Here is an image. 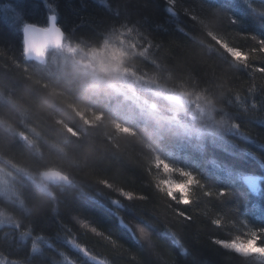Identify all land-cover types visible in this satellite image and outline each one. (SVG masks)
I'll return each mask as SVG.
<instances>
[{
    "label": "trees",
    "instance_id": "1",
    "mask_svg": "<svg viewBox=\"0 0 264 264\" xmlns=\"http://www.w3.org/2000/svg\"><path fill=\"white\" fill-rule=\"evenodd\" d=\"M48 3L65 30L63 49L79 54L73 66L77 57L86 60L114 44L124 69L165 93L208 104L214 119L233 131L196 134L141 117L106 86L73 75L72 66L62 65L61 49L47 50L43 63L26 61L22 23L0 15V165L17 171L14 196L0 197V211L13 224L0 227V258L60 264L63 253L77 264H192L196 256L201 264H258L212 239L249 240L264 230V73L257 70L264 67V1L174 0L175 17L164 11L163 0H107L111 11L100 0ZM25 15L47 26L43 0H25ZM242 53L250 57L246 66ZM165 163L172 168L168 176ZM49 170L67 182L42 189L20 175ZM182 170L204 182L193 189L189 207L154 187L159 180H181ZM251 174L262 178L256 193L240 179ZM204 185L213 192L228 188L229 196L209 198ZM122 188L147 199L124 200ZM39 235L52 247L31 251ZM70 240L87 247L82 252L90 259Z\"/></svg>",
    "mask_w": 264,
    "mask_h": 264
},
{
    "label": "rangeland",
    "instance_id": "2",
    "mask_svg": "<svg viewBox=\"0 0 264 264\" xmlns=\"http://www.w3.org/2000/svg\"><path fill=\"white\" fill-rule=\"evenodd\" d=\"M249 1V0H247ZM264 1V0H263ZM62 65L72 66L76 77L83 78L90 86H106L114 94H118L121 100L130 106L133 111L146 119L152 118L153 121L173 124L180 128L181 131H191L196 134L201 131L216 132L218 135H224L228 131L231 132V126L228 122L218 121L214 119L213 110L206 103L190 100L184 93H165L161 89L152 86L148 81L124 69L121 58L122 54L114 44L105 45L100 51L92 52L86 55V60L77 57V65L73 66L72 56L79 55L75 49H63L61 46ZM229 54L238 59L240 56L235 52L229 51ZM66 64V65H65ZM63 66V67H64ZM216 134V135H217ZM43 172L38 175H30L20 172L28 180H31L42 189L47 188L43 181ZM17 175V171L9 164L0 165V197L9 198L14 196L10 190L11 180ZM175 181H181L174 179ZM173 187V186H170ZM0 227H13L8 216L0 211ZM38 247L48 244L44 239H32L31 241ZM70 246L83 257L90 259L84 252L78 251L71 244ZM65 255H61L60 264H69L65 259ZM254 260L260 264H264V260L259 257L252 256ZM71 260V259H69ZM72 264H77L73 260ZM260 262V263H259ZM0 264H18L0 258Z\"/></svg>",
    "mask_w": 264,
    "mask_h": 264
},
{
    "label": "snow or ice",
    "instance_id": "3",
    "mask_svg": "<svg viewBox=\"0 0 264 264\" xmlns=\"http://www.w3.org/2000/svg\"><path fill=\"white\" fill-rule=\"evenodd\" d=\"M45 7L48 9L47 15V26H38L37 23L34 22H27V17L25 15V0H8L7 3L0 4V15H3L5 18L10 19L14 22H21L22 23V44L26 42V39L37 38L41 39L49 34H58L63 33L65 30L62 27L58 26L57 20V12L49 3L48 0H43ZM100 2L105 6L108 11H111V7L108 6L107 0H100ZM164 11L167 14L175 17L177 13L174 10V0H163ZM119 13L117 12V15ZM191 19V17H189ZM235 22V21H233ZM84 21H81L82 26ZM160 27V25H157ZM182 30V29H181ZM264 45V41L260 42ZM261 54H264V47L260 50ZM242 62L245 66L247 65V61L249 60V56L247 53H242ZM258 71L264 73V67L257 69ZM209 163L213 164L220 172H224L226 175H231V169L228 167H224L215 160L210 161ZM261 166L264 167V161H261ZM163 172L165 176H168L172 172L171 166H168L166 163L163 165ZM181 176V181H173V179L168 178L165 180H159L154 184V187L157 191L161 192L165 195L172 203L180 204L182 207H189L192 205V191L195 187L201 186L204 182L199 179L197 174L181 171L179 173ZM244 184L247 185L248 189L252 193H256L258 189V179L254 175H246L243 178ZM173 186V187H170ZM204 195L208 196L209 198H216V199H223L229 196L230 190L228 188H218L215 192L211 190H207V185H204ZM118 195L122 197L124 200L129 202L134 200H146L147 197L143 194H137L135 191L128 190V189H119ZM113 205L117 207H122V204L119 199H113ZM177 215L191 221L192 217L188 216L187 213L181 212L177 209ZM121 223L123 220L121 219ZM215 227H222V224L218 220L212 221ZM81 227L89 228L87 223L81 222ZM90 231L93 233H97V229L94 227L90 228ZM261 232L264 230H256L252 233V238L249 240H234V241H220L215 238L212 239V243L216 246L223 248L227 251H231L237 255L243 256L245 258L256 256L259 257L261 260H264V245L260 244L261 240ZM43 235H39L38 239H43ZM75 249L78 251L83 250L87 252V247L82 246L79 243H76L74 240L68 241ZM48 247H52V243H48ZM39 249L35 244L32 245L31 251H38ZM184 254L187 255V250H184ZM63 255V253H62ZM65 259L69 261V264H72V261L66 256ZM192 264H201V261L198 257L194 256L192 259Z\"/></svg>",
    "mask_w": 264,
    "mask_h": 264
},
{
    "label": "water",
    "instance_id": "4",
    "mask_svg": "<svg viewBox=\"0 0 264 264\" xmlns=\"http://www.w3.org/2000/svg\"><path fill=\"white\" fill-rule=\"evenodd\" d=\"M63 37H64L63 33H58V34H49L48 36L41 39H37V38L26 39V42L23 43L25 60L34 61L36 63H42L45 59L44 52L48 49H60L63 44L62 43ZM244 176H242L241 179ZM254 176L258 179V186H259V183L262 178H260V176L257 175ZM43 180L47 183L67 182V178L62 173L56 170H49L45 172L43 175ZM242 183L244 184L243 179H242ZM244 186L248 189L246 184H244Z\"/></svg>",
    "mask_w": 264,
    "mask_h": 264
},
{
    "label": "bare ground",
    "instance_id": "5",
    "mask_svg": "<svg viewBox=\"0 0 264 264\" xmlns=\"http://www.w3.org/2000/svg\"><path fill=\"white\" fill-rule=\"evenodd\" d=\"M253 175H255V174H253ZM258 176V175H257ZM262 180V179H261Z\"/></svg>",
    "mask_w": 264,
    "mask_h": 264
}]
</instances>
